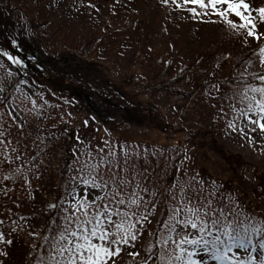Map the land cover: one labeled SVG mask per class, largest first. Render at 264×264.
Segmentation results:
<instances>
[{"label":"rangeland","instance_id":"rangeland-1","mask_svg":"<svg viewBox=\"0 0 264 264\" xmlns=\"http://www.w3.org/2000/svg\"><path fill=\"white\" fill-rule=\"evenodd\" d=\"M12 1L21 6L17 9L22 15L27 12L29 20L39 25L22 28L27 43L22 54H5L9 62L15 59L28 71L30 82L13 89L9 101L0 107V221L12 217L0 225V264H19L28 256L27 234L40 227L41 218L34 211L56 193H63L62 206L73 225L61 233L63 238L68 236L67 249V243L60 244L61 236L52 238L54 244L58 241L53 264H130L134 259L153 264L154 249L159 251L161 264H264L260 243L250 242L245 249L237 247L223 255L204 248L209 229L239 232L241 227L233 220L235 200L227 213L217 214L220 225L230 227L218 228L216 217L211 219L216 200L196 175L198 168H207L222 181L233 177L223 161L193 135L194 131H211L224 148L264 171V85L239 88L222 81L237 61L233 71L237 80L250 72H264V0ZM59 27L67 31L55 32ZM48 33H53L54 41L46 46L43 38ZM84 37L96 45L87 58L83 45L76 50L70 43L74 38L82 42ZM207 48L210 55L190 67ZM179 70L187 87L196 82L205 87L183 98L143 85L146 71L157 72L161 81ZM9 71L0 57V97ZM60 71L75 78L73 83L86 96L89 111L83 108L79 116L54 93H42L41 77ZM124 77L126 82L121 84L130 93L140 92L142 106L153 96L152 112L164 116L167 126L139 124L127 112L135 100L119 84ZM74 120L73 151L94 159L89 167L92 176L64 177L53 189L52 178L43 173L44 160L11 173V148L16 147L23 157L16 158L15 170L31 153L40 154L37 147L25 155V145L32 144V138L23 132L40 125L68 123L71 127ZM135 143L153 144L154 149L146 153L135 149ZM172 167L173 179L164 183ZM146 180L150 195L140 198L137 189ZM249 181L240 185L247 189L250 209L254 202L264 210V198L253 196ZM147 183L140 195L148 193ZM107 188H111L109 197L102 199ZM159 190L164 197L156 194ZM165 197L170 200L163 217ZM114 221L125 227L129 223L133 234H100V225L110 229ZM104 235L110 243L96 250L94 244Z\"/></svg>","mask_w":264,"mask_h":264},{"label":"trees","instance_id":"trees-1","mask_svg":"<svg viewBox=\"0 0 264 264\" xmlns=\"http://www.w3.org/2000/svg\"><path fill=\"white\" fill-rule=\"evenodd\" d=\"M13 3L16 2L12 0H0V57L3 59L5 66H7V68L10 70L7 73L5 79L6 88L3 90V94L0 97V107L9 101L7 96L10 95L13 89L26 86L30 82L26 70H18L15 65L11 64L6 59L5 54L16 51H24L27 43L24 39V35L22 34V28H25L26 25L30 27H37L39 25L38 21L33 19L29 20V15L27 12L22 15V13L18 11L21 6L17 3L16 6H14ZM60 31H67V27H59L55 32L58 33ZM43 39L44 44L48 46L54 41L53 33H48L47 37H44ZM70 43L73 46L72 49L76 50H82L81 45H83L84 55L86 58L90 57L92 53H94V46H96L95 41L89 37H84L82 42L75 40L74 38ZM62 45L64 46V43ZM256 50H258V48L251 49L246 55H250ZM208 55H210L208 48L200 51L190 67L196 66L201 58L207 57ZM237 63L239 62L237 61ZM237 63H234L231 66L226 77L222 79L225 84L228 83L229 86L235 85L239 88L244 86L256 87L259 84L264 85V72H250L245 75L244 78L237 80L233 73ZM182 74L183 70H179L168 80L158 81L157 72L152 73L151 71H146L143 85L148 84L150 86H154V90L158 91L163 89L165 91H169V94L178 95L179 97L183 98H188L190 96L193 97L197 91L201 90L202 87H205L203 86L205 83L202 84L199 82H196L193 87H187L185 85V80L184 82H181ZM41 79H43V85L41 89L42 93L43 91L46 95L49 93H54L55 96H58V99H61V103H63V105L72 109L79 116L82 112L81 109L84 108L85 111H89V106L87 105L88 100L86 96L83 97L82 94L77 91L76 85L73 83L75 78L72 75L68 74L66 71H60L58 74ZM186 79H188V77ZM155 80H157V82L153 84V81ZM122 82H126V77H124L119 84ZM121 86L123 88L122 90L127 92L128 96L135 100V103L131 104V106H129L126 110L127 112L135 115V118L139 124L152 123L155 127L157 126L160 129L166 125L164 116H159L158 113L153 114L152 112L155 110V108L150 105L154 102L153 96H149L145 99L144 102L148 103L147 106H142V100L138 97V94L140 95L139 91H137V93H130L129 90H125L123 84H121ZM1 93L0 87V95ZM73 96H76L78 100H72ZM88 118L89 117H87V119ZM76 123L77 121L74 120V123L71 127L68 123L63 125L57 124L56 126L51 127H46V125H40L39 127L34 126L28 129L26 132H23L29 138H32V144L25 145L28 147L25 149V155H27L28 152L35 151L37 147H40L41 149L38 152L40 154L37 155L34 152L31 153L22 161L20 169L15 170L16 158L23 159V157H21L22 154L17 151L16 147L11 148L12 150L9 151V157H11V160L8 166L12 170L11 173L17 174L23 167L31 166L40 160H44L45 165L43 167V173L47 176V178H52L50 179L49 184H51L53 189L59 186L60 180L64 177L82 176L88 178L92 176L94 173L89 171V167L92 163H94V159H90L89 156L80 157V155L75 154L73 151L71 141L74 136V127ZM193 135L199 138V143L202 141L204 146H206L211 152L215 153L223 161L224 167L233 177L222 181L219 177L213 176L207 168H198L199 170L196 172V175L201 178V182L204 184L208 193L213 195L216 200L214 213L211 219L216 217L214 222H217L218 228L225 226L226 228L230 227L229 225H220L221 220L217 214L224 211L227 213L226 208L231 204L232 201L235 200L237 202V206L234 210L236 213L234 214L235 218L233 220H235V224L241 227L240 231L237 232V230L230 228L221 230L217 228L209 229L207 226H203V228L209 229L205 236L207 238L204 240V248L215 255H222L227 250L232 248L239 246L246 247L249 242H260L264 247V210L254 202L252 207L253 209H250V206L247 202L249 199L247 198V189L246 187L244 188L242 185H240H245L248 183L250 178H247V176L250 173L253 176L249 181L253 185V196L256 199L264 198V171H261L248 163L239 153H235L228 150L227 148H224V146L216 139L211 131L207 129L197 132L194 131ZM143 145L145 146V149L142 148ZM134 148H140L146 153L154 149L153 144L142 143H135ZM117 159L119 160L120 156H118ZM174 171L175 167H172L169 171V176L164 179V183H170L172 181ZM233 181L237 183L236 187H233ZM146 183L148 186V193L146 195H140L144 194ZM114 184L115 181L112 182V185ZM149 185L150 181L146 180L137 189L139 190L140 198L148 197L150 195ZM107 189L108 190L103 194L102 199L109 197L111 188ZM156 194H159V198L165 196V193L161 190H159V192ZM52 196L53 197H50L43 204L42 208L34 211L35 215L41 218L39 219L40 227L38 226V229L32 230L29 234H27L26 244L28 246L29 253L28 256L19 264H53L51 262L53 260L52 252L53 249L56 248V242L58 241H56L54 244L52 242V238L54 236L56 237L57 235L62 237V231L67 233L68 228L73 225L72 220L68 223L70 214L67 212L68 210L66 211L62 206V202L65 199L63 193L52 194ZM163 199V205L165 207V212L163 214L164 217V215L166 216V207L168 208V201L170 198L165 197ZM101 207H99V209ZM258 210L262 211L263 213H258ZM10 219H12L11 216L7 217L3 221H0V225L4 224ZM95 219L97 220L99 217L96 216ZM166 219L167 217L161 221L165 222ZM127 224V227H125L122 226V224H116L114 221V225L110 229L105 228V226L102 224L98 230L100 234L106 232L105 234L108 233L113 237H121L124 235V232H127V234H133L129 228V223ZM74 232L78 231H72V233ZM106 236L107 235H104L102 237H105L104 239L98 240V242L94 244L96 250L106 247L110 243V238H106ZM62 238L60 239V244L67 243L68 236H65L63 239ZM67 247L68 243L66 249ZM68 251H66V253ZM152 253L153 262L151 263L161 264L159 259V251L154 249ZM130 264L148 263L140 259H134Z\"/></svg>","mask_w":264,"mask_h":264}]
</instances>
